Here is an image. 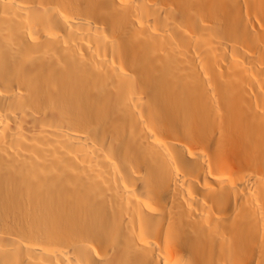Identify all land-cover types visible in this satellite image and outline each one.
I'll return each instance as SVG.
<instances>
[{
  "label": "bare ground",
  "instance_id": "1",
  "mask_svg": "<svg viewBox=\"0 0 264 264\" xmlns=\"http://www.w3.org/2000/svg\"><path fill=\"white\" fill-rule=\"evenodd\" d=\"M0 264H264V0H0Z\"/></svg>",
  "mask_w": 264,
  "mask_h": 264
}]
</instances>
